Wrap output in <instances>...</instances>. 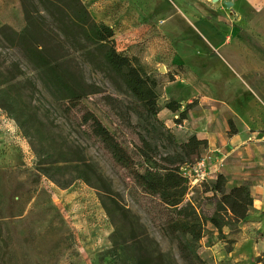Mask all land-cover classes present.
<instances>
[{
  "label": "rangeland",
  "instance_id": "rangeland-1",
  "mask_svg": "<svg viewBox=\"0 0 264 264\" xmlns=\"http://www.w3.org/2000/svg\"><path fill=\"white\" fill-rule=\"evenodd\" d=\"M82 1L96 21L113 29L117 51L137 56L159 78L161 105L172 99L183 108L196 100L194 128L189 122L190 112L181 125L175 123L176 114L166 110L159 113V120L173 138L185 141L196 129L215 138V150L205 149L200 158L209 155L219 158L230 153L234 148L226 144L228 121H233V112L242 118L244 94H252V113L264 108V6L255 11L245 2L215 7L211 0ZM169 11L175 13L170 23L165 18ZM184 13L212 22L221 13L224 18L220 23L229 29L222 44L213 49L204 44L206 49H202L197 40L183 43L184 35L178 31L188 25ZM1 25L17 32L23 29L20 0H0ZM11 60H17L25 74H30L16 50L0 46V62ZM227 60L233 62L234 70ZM197 62H204V66ZM83 70L88 83L96 84L106 94L119 96L101 74L87 66ZM39 89L31 99L36 117L26 133L0 110V264H109L107 251L113 226L100 205L98 191L92 187L96 183L89 178L91 185L76 180L61 188L38 172L37 155L47 153L58 160L59 151L68 148L80 151L102 175L120 205L139 217L161 251L183 264L175 245L162 231L157 200L143 194L127 172L112 160L82 125L79 109L63 112ZM192 89L197 91L190 94ZM90 99L105 110L99 96ZM239 121L242 124V119ZM133 123L137 124L135 119ZM136 132L145 135L159 154L171 152L162 129L151 132L144 124ZM120 138L137 161L136 137L123 131ZM71 174L72 169L66 168L55 173L54 178L63 183ZM208 196L196 186L188 190L185 201L210 214L213 205ZM251 210L244 222L224 227L221 240L208 226L209 232L198 250L202 260L207 264H264V213L254 214Z\"/></svg>",
  "mask_w": 264,
  "mask_h": 264
},
{
  "label": "trees",
  "instance_id": "trees-1",
  "mask_svg": "<svg viewBox=\"0 0 264 264\" xmlns=\"http://www.w3.org/2000/svg\"><path fill=\"white\" fill-rule=\"evenodd\" d=\"M20 6L24 27L17 32L1 25L0 46L16 50L30 74H25L17 60L0 62V110L26 133L36 117L31 99L39 93V87L63 112L79 109L82 125L112 160L143 194L157 200L162 231L175 245L179 260L183 264H207L198 250L209 232L208 226L218 240L223 239L224 227L247 219L253 200L248 186L227 190L225 177L217 174L213 181L200 185L202 194L209 195L207 199L213 205L210 214L185 201L189 186L181 170L200 159L207 142L194 135L177 142L158 115L163 110L176 114L175 123L181 125L196 107V100L183 108L172 99L161 105L159 78L137 56L117 51L113 29L96 21L82 0H20ZM85 66L101 74L119 96L106 94L96 84L88 83ZM93 96L100 97L104 111L92 102ZM144 124L151 132L163 130L170 153L159 154L145 135L136 132ZM228 126L229 137L235 135L232 121ZM123 131L136 137L137 161L120 138ZM58 157L54 160L47 153L37 155L38 172L61 188L76 180L89 185V178L96 183L92 187L98 191L100 205L113 226L107 251L109 264H178L161 251L139 217L120 205L110 184L80 151L60 150ZM66 168L72 169L69 180L62 183L54 178L55 173Z\"/></svg>",
  "mask_w": 264,
  "mask_h": 264
},
{
  "label": "crops",
  "instance_id": "crops-1",
  "mask_svg": "<svg viewBox=\"0 0 264 264\" xmlns=\"http://www.w3.org/2000/svg\"><path fill=\"white\" fill-rule=\"evenodd\" d=\"M211 2L216 3L215 7L224 6L227 2L232 5L245 2L255 11H259L264 6V0H216L215 2L211 0ZM192 14L197 15L195 12H192ZM174 15L175 13L169 11L167 16H165L166 21L168 23L172 22L170 19H173ZM184 18L188 25L181 27L178 33L184 35L183 43L185 44H188L191 40H197L201 43L202 49H206L205 45L213 49L222 44L221 40L225 38L226 34L229 32V29L220 23V20L224 18L221 13L216 14L214 22L209 21L206 17H193L187 13H184ZM165 27L168 29L167 33L170 34L171 30L168 25H165ZM203 63L204 62H197V65L204 66ZM227 65L234 70L233 62L227 60ZM196 91L197 90L192 89L190 94ZM250 94L251 92L243 96L242 118H239L235 112L231 115V119L233 120L232 123L237 122L240 124H235L236 134L228 137V142L226 143L228 146H233L234 149L230 153H226L227 155L224 154L226 159H228L226 165L224 163L223 168L210 177V181H213L217 174H221L227 181V190L240 185L248 186L253 200L251 211L254 214L257 212L261 214L264 213V108H258L259 113L257 114H255L256 112L252 113L250 111V98L252 94ZM253 95L255 98L257 97L255 93H253ZM193 113H195L194 109L190 111L191 117L189 122L194 128L196 122L192 121V119H194ZM256 115L259 117H256ZM240 119H242V124L239 121ZM191 135H194L199 140H205L207 142L206 151L215 150L213 143L215 142V138L213 136L201 134L196 129H193ZM262 253H264V251H262Z\"/></svg>",
  "mask_w": 264,
  "mask_h": 264
},
{
  "label": "built area",
  "instance_id": "built-area-1",
  "mask_svg": "<svg viewBox=\"0 0 264 264\" xmlns=\"http://www.w3.org/2000/svg\"><path fill=\"white\" fill-rule=\"evenodd\" d=\"M226 156L221 154L219 158L214 155L201 157L194 165L183 168L182 176L188 181L189 189L206 183L210 175L220 171L225 163Z\"/></svg>",
  "mask_w": 264,
  "mask_h": 264
},
{
  "label": "water",
  "instance_id": "water-1",
  "mask_svg": "<svg viewBox=\"0 0 264 264\" xmlns=\"http://www.w3.org/2000/svg\"><path fill=\"white\" fill-rule=\"evenodd\" d=\"M215 1H216V0H213V2H215ZM231 5H232L231 3H228V2H227V3H225V6H226V7H230ZM160 72H162V73H163V72H164V70H163V69H161V70H160Z\"/></svg>",
  "mask_w": 264,
  "mask_h": 264
}]
</instances>
